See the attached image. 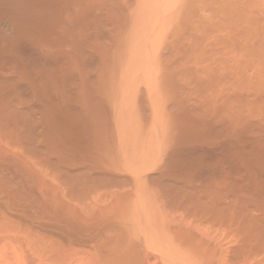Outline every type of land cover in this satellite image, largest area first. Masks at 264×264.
<instances>
[{"label":"bare ground","instance_id":"obj_1","mask_svg":"<svg viewBox=\"0 0 264 264\" xmlns=\"http://www.w3.org/2000/svg\"><path fill=\"white\" fill-rule=\"evenodd\" d=\"M0 264H264V0H0Z\"/></svg>","mask_w":264,"mask_h":264},{"label":"rangeland","instance_id":"obj_2","mask_svg":"<svg viewBox=\"0 0 264 264\" xmlns=\"http://www.w3.org/2000/svg\"><path fill=\"white\" fill-rule=\"evenodd\" d=\"M84 253H86V252H84ZM83 252H81V253H78V254H73L72 255V257H73V259L75 260V261H79V259H76V258H81V261H82V258H83V256H82V254H84ZM88 253V252H87ZM77 255H81V256H77ZM85 255V257H86V254H84ZM88 255V254H87ZM90 255V254H89ZM71 257V258H72ZM89 258V257H88ZM88 258H84L83 259V261H86V259L88 260Z\"/></svg>","mask_w":264,"mask_h":264}]
</instances>
